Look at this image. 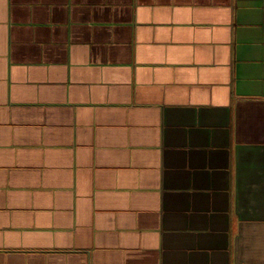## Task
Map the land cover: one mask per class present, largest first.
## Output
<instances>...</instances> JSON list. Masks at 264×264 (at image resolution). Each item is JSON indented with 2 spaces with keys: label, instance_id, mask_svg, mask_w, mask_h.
Wrapping results in <instances>:
<instances>
[{
  "label": "crops",
  "instance_id": "obj_1",
  "mask_svg": "<svg viewBox=\"0 0 264 264\" xmlns=\"http://www.w3.org/2000/svg\"><path fill=\"white\" fill-rule=\"evenodd\" d=\"M0 264H264V0H0Z\"/></svg>",
  "mask_w": 264,
  "mask_h": 264
}]
</instances>
